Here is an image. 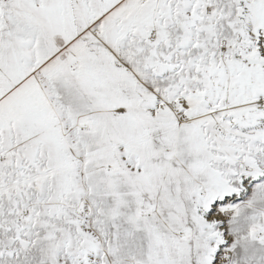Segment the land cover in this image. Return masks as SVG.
I'll return each mask as SVG.
<instances>
[{
	"label": "snow or ice",
	"instance_id": "snow-or-ice-1",
	"mask_svg": "<svg viewBox=\"0 0 264 264\" xmlns=\"http://www.w3.org/2000/svg\"><path fill=\"white\" fill-rule=\"evenodd\" d=\"M0 264H264V0H0Z\"/></svg>",
	"mask_w": 264,
	"mask_h": 264
}]
</instances>
